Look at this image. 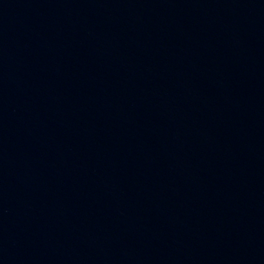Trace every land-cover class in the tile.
<instances>
[{
  "label": "water",
  "instance_id": "water-1",
  "mask_svg": "<svg viewBox=\"0 0 264 264\" xmlns=\"http://www.w3.org/2000/svg\"><path fill=\"white\" fill-rule=\"evenodd\" d=\"M0 264H264V0H0Z\"/></svg>",
  "mask_w": 264,
  "mask_h": 264
}]
</instances>
